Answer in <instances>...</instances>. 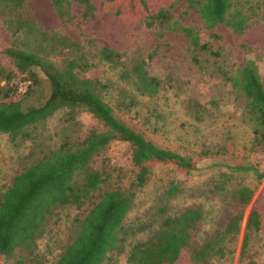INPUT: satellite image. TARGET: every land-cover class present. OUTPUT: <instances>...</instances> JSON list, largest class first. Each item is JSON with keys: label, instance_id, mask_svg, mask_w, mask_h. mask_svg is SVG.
I'll return each mask as SVG.
<instances>
[{"label": "trees", "instance_id": "trees-1", "mask_svg": "<svg viewBox=\"0 0 264 264\" xmlns=\"http://www.w3.org/2000/svg\"><path fill=\"white\" fill-rule=\"evenodd\" d=\"M25 1L0 0V20L11 35V43L3 53L15 68L6 69L0 65V132L11 140H24L31 136L32 127L61 108L66 109L69 120L77 111H86L101 123L103 130H88L83 138L72 141L66 136L37 161L12 176L9 185L0 192V254L13 258L17 264H42L43 255L36 251V239L44 230L46 217L55 207L66 204H74L79 212L73 218L75 225L69 241L61 247L52 264H100L111 257L107 252L122 253L127 239L140 233H144V237L135 240L126 250L128 264H175L181 255H185L188 264H205L209 257L229 253L228 239L237 234L244 208L252 195L248 185L235 183L232 186L229 200L236 207L235 212L227 215L222 227L201 239L197 238L202 219L198 206H187L177 213L163 215L167 208V203L163 202L155 206L156 212L160 211L155 225L154 220L123 221L136 190L146 183L149 169L156 162L169 163L182 174H189L195 165L189 157L159 148L141 132L127 126L102 98L103 84L75 73L98 62L122 66L124 53L103 46L97 53L87 55L81 45L63 35L48 33L33 20L20 15L18 10ZM71 1L82 7L83 18L92 16L91 0ZM130 1L137 3L145 26L159 23L176 30L187 38L193 49L211 54L214 52L206 42L199 41L193 27L172 20L171 8L184 2L206 28L223 25L236 36L260 17L262 9L261 1L253 0H161L153 7L151 0H105L104 6L117 16L131 19ZM51 2L57 15L69 20L70 2ZM62 55V61L56 63L53 57ZM192 60L198 62L196 56ZM34 68L43 73L48 91L38 103L23 106V97L38 85ZM120 75L134 77L138 90L152 91L159 85L147 74L141 58L133 60L129 68L124 67ZM223 79L244 101L243 108L255 123L252 144L264 142V86L254 61L245 60L234 71L226 72ZM26 81L21 91L19 86ZM111 139L127 143L130 160L136 168L133 181L126 189L111 185L109 173L92 164L93 156ZM229 175L219 173V181L213 179L211 182V191H226L231 181ZM168 185L162 191L166 200L179 191L176 184ZM83 205L87 206L84 210ZM258 230L259 217L251 209L244 222L240 256L246 252L250 233ZM245 264L256 263L249 259Z\"/></svg>", "mask_w": 264, "mask_h": 264}, {"label": "rangeland", "instance_id": "rangeland-1", "mask_svg": "<svg viewBox=\"0 0 264 264\" xmlns=\"http://www.w3.org/2000/svg\"><path fill=\"white\" fill-rule=\"evenodd\" d=\"M67 1L70 2L67 21L57 15L51 0H26L18 13L33 20L42 30L63 35L81 45L87 55L97 53L103 46L124 53L122 66L98 62L84 71L75 70V73L103 84L102 98L127 126L141 132L157 147L189 157L195 165L189 174H182L169 163L156 162L149 169L146 183L136 190L133 204L123 221L154 220L155 225L160 216L155 206L163 202L167 203L163 215L177 213L187 206H198L202 219L197 238L201 239L222 227L227 215L235 212L236 207L229 200L232 186L235 183L248 185L252 195L244 208L237 234L228 239L231 251L223 256L209 257L205 264H245L249 259L264 264V142L252 144L255 123L246 114L244 101L223 79L226 72L234 71L245 60L251 59L264 86V0H253L261 1L260 17L238 36L223 25L206 28L184 2L170 9L172 20L193 27L199 41L206 42L214 54L193 49L180 32L159 23L145 26L143 14L133 1H130L129 10L133 14L131 19L106 9L105 0H91L92 16L83 18L82 7ZM151 1L153 7L161 0ZM10 43V32L0 20V65L15 70L3 53ZM193 56L197 63L193 62ZM138 58L144 60L147 74L159 82L152 91L138 90L134 77L120 75L124 67L129 68ZM53 59L59 63L63 55ZM34 71L38 85L23 97V106L38 103L48 91L43 73L38 68ZM26 82L20 85L21 89H25ZM66 112L65 108L55 110L32 127L31 136L24 140H11L0 132V192L17 171L37 161L66 136L72 141L83 138L88 130H103L101 123L86 111H77L70 120ZM92 164L109 173L111 185L124 189L131 185L136 172L127 143L117 139L109 140L102 151L93 156ZM219 173L230 174V184L226 191H211V182L213 179L219 181ZM169 183L176 184L179 191L166 200L162 191ZM55 208L46 217L44 230L36 239V251L43 255L42 264H52L57 258L61 247L72 235L73 218L79 212L74 204ZM81 208L84 210L87 206ZM251 209L258 214L259 230L250 233L246 252L240 256L244 222ZM144 235L140 233L128 238L122 253L107 252L111 257L100 264H128L126 250ZM0 264L17 263L0 254ZM175 264H188L185 255H181Z\"/></svg>", "mask_w": 264, "mask_h": 264}, {"label": "built area", "instance_id": "built-area-1", "mask_svg": "<svg viewBox=\"0 0 264 264\" xmlns=\"http://www.w3.org/2000/svg\"><path fill=\"white\" fill-rule=\"evenodd\" d=\"M26 83H28V82H26ZM26 83H25V84H26ZM19 89H20L21 91H23V89H21V86H19Z\"/></svg>", "mask_w": 264, "mask_h": 264}]
</instances>
